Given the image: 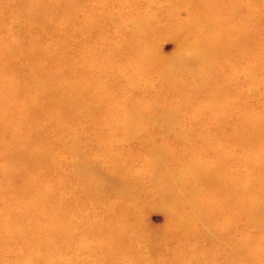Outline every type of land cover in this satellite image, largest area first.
<instances>
[{"label":"bare ground","instance_id":"6f19581e","mask_svg":"<svg viewBox=\"0 0 264 264\" xmlns=\"http://www.w3.org/2000/svg\"><path fill=\"white\" fill-rule=\"evenodd\" d=\"M98 1L100 20L91 15L81 16V8L71 9L73 3L81 5V0H0V13L9 14L5 20L0 19V26L4 29L8 27L17 39L0 38V223L5 225L1 231L4 237L0 236V247L6 245L7 235L16 238L29 253L32 247H39L42 243L48 247L49 239L55 244V237H60L57 234L70 237L68 231L72 232L73 229L70 225L72 222L68 221L67 203L56 201L48 193L39 190L40 185H47L51 181V172L59 166V162L53 161L59 150L60 131L72 129L68 121L71 119L81 123L87 119L91 121L92 129L100 128L107 121L97 116L98 112L103 111V105L107 106L106 111L111 116L117 114L115 106L109 104L119 101L114 99L116 95L113 93L118 89L126 93L129 88H137V70L146 71L151 67L152 72L159 74L161 80L171 72V88L180 90L185 94V100L197 104L190 118L195 124L191 125L190 121L186 127L181 122L184 114L180 107L181 99L169 102L157 100L155 104L149 105V109H156V113L161 107L163 113L158 121L156 115H150L149 119L155 125L158 123L164 131V123H171L177 140L181 142V147H174L177 152L168 147L173 152V162L167 161V148H153L157 159V181L168 182L176 166L180 167L182 174L191 173L192 177L200 178L201 181L209 180L213 173L215 176L211 183L214 184L215 192L210 200L211 205L205 210L194 189L182 193L184 203L195 207L191 218L197 222L209 218L213 226H217L224 223L225 212L237 211V199L243 202L245 213V201L256 198L259 205L250 210L248 217L264 225V172L257 173L255 178L246 174L245 182L239 185L235 177L224 175V167L210 173L211 164L209 160L204 161L209 152L206 142L209 138H198L197 134L201 125L208 128L214 119L222 121L224 129L232 121V129L242 133L237 136V145L259 144L264 148V116L251 112L250 107L239 111L235 118L229 111L210 115L207 104L201 101L198 94L195 95L196 89L206 90L214 105L229 103L231 94L224 85H232L233 79L241 75L251 82L253 90L256 89L254 81L259 80V73H264V65H251L250 70H242L244 60L241 58L244 57L242 55L248 56L253 64L257 59L264 61V13H260L264 10V0H164L160 6L170 5L172 11L159 7L154 10L153 17H156L158 25L170 27L177 37L179 51L171 61L155 48L157 39L152 36L153 28L147 20L149 15L141 17L133 29L140 37L132 29H127L132 32L133 38H138L137 42H132L121 29L129 16L125 17L129 10L124 9L123 12L121 8L116 15L109 8L111 4L119 2L132 7L139 1L142 6L150 7L155 3L154 0ZM247 4L250 5L249 10H244ZM184 10L185 16L182 15ZM171 14H175V18ZM227 22L231 24L227 25ZM134 24H137L136 20ZM112 26L119 29L111 33L109 30ZM253 30H257V33H253ZM95 35H104V38L101 40L99 36L95 39ZM45 37L48 38L46 45L41 44ZM104 50H108L112 57L104 54ZM219 66H227L224 78L210 80L209 71L217 70ZM183 69L188 71V77H179L178 73ZM88 74H91L90 77ZM133 74H136V79ZM192 83L202 86V89L189 87ZM114 85L119 88L115 89ZM131 102L132 99H129ZM132 107L130 109V104L125 107L124 127L128 139L134 138L136 129L140 128V116H148L140 105L139 108L136 105ZM70 135L71 146L78 152V157L83 158L84 155L83 160L77 162L79 169H76L83 179L86 177L81 169H87L86 163L89 158H96V154L90 151L91 143L85 140V136L82 144L75 132ZM96 136L98 149L102 154L106 153L109 144L106 143L107 136L103 131L96 133ZM211 138L218 143L216 147H221L217 138ZM64 144L67 145L66 142ZM104 156L107 157L106 154ZM108 157L114 164L119 163L116 152L109 153ZM184 160L192 161L187 164ZM122 161L127 167L125 161ZM222 163L225 164L224 158ZM91 172L102 174L94 168ZM37 176L41 177V181L36 180ZM107 176L111 184L116 183L115 175ZM252 179L260 182L261 189L253 185ZM205 191L202 194L208 197L209 193ZM120 202H123L121 206L127 204L125 200ZM129 207L125 206L126 211ZM130 214V219L123 217L126 221L123 226L127 228L111 225L106 231L109 235L105 242L108 254L116 252L123 238L133 228L139 236L145 237L149 232L140 221L138 212L130 209ZM180 220L176 219L178 226L175 230L190 235L188 231L191 229V221L180 223ZM88 228L92 227L86 226L84 230L88 231ZM215 233L211 231V235ZM89 246L85 245L91 251ZM248 248L245 246L236 251L245 254ZM174 256L181 258L184 263H190L181 247L176 249Z\"/></svg>","mask_w":264,"mask_h":264},{"label":"rangeland","instance_id":"374dc122","mask_svg":"<svg viewBox=\"0 0 264 264\" xmlns=\"http://www.w3.org/2000/svg\"><path fill=\"white\" fill-rule=\"evenodd\" d=\"M163 1L154 0L155 3L150 7L142 6L141 1L135 3L132 7L124 6L119 2L120 5L113 3L109 8L116 15L119 14L121 8H123V12H125L124 9L129 10L125 17L129 16L121 25V29L128 36L127 39L132 42H137L138 38H133L132 32L127 29L133 31L138 25L139 19L144 15H149L147 20L153 28L152 36L157 39L155 48L165 59L168 57L171 61L179 51L177 37L173 35L170 27L162 24L158 25L156 17H153L154 10L162 7L160 5L163 4ZM98 4V0H81V5L73 3L71 9L78 10L81 8V16L84 14L91 15L100 20ZM249 7L250 5L247 4L244 10H249ZM162 8L172 11L170 5ZM261 12L264 13V10H261ZM182 15H186L185 10L182 11ZM171 16L175 18V14L174 16L171 14ZM8 17V13H0L1 20ZM163 17H165V14ZM262 19L264 23V16ZM135 20L137 24H134ZM81 23L83 22L81 21ZM226 24L230 25L231 23L227 22ZM118 29V27L112 26L109 31L113 33L114 30ZM256 31L253 30V33H257ZM134 34L137 35L135 32ZM95 36V39L99 36H101V40L104 38V35ZM1 37L17 41L16 36L9 32L8 27L4 29L0 26ZM47 43V37L41 40V44L46 45ZM104 54L112 57L108 50H104ZM242 56H244L241 58V60H244L241 64L242 70H250L251 65H264V61L260 59L255 60L253 64L248 56ZM130 62L135 63V61ZM51 67L54 68V66ZM151 68H147L146 71L137 70L139 72L137 88H129L128 93H123L122 89H118L113 93L116 95L114 99H119V101H116L115 104L109 102V104L112 107L115 106L117 114L111 116L106 111L107 106L103 105L104 107L101 108L103 111L98 112L97 116L107 121L104 125H100V128L92 129L93 125L87 119L82 123L71 119V121H68L72 129L60 131L59 150L55 154V161H53L59 162V166L51 172V181L47 185H40L39 190L48 193L56 201L67 203L68 221L72 222L70 225L73 229L72 232L68 231L70 237L66 238L57 234L60 237H55V244L51 243L49 239V242L47 241L48 247L42 243L39 247H32L29 253L28 249L20 245L16 238L7 235L5 237L7 239L6 245L0 247L1 264H198L199 262L201 264H206V262L217 264H264V225L248 217L250 210L256 209L259 205L256 198H249L245 201V213L243 212V202L237 199L235 201L237 211L225 212L223 216L224 223L213 226V222L209 218L201 219L198 222L191 218L195 213V207L185 204L182 197V193L194 189L197 199H199L202 208L205 210L211 205L210 200L215 192L214 184L211 183L215 174L211 172L217 171L216 168L221 169L224 167L226 177H235L238 185L241 182L244 183L246 174L255 178L257 173L264 172V148L259 144L258 146L237 145L239 142L237 136L242 133L232 129L233 122L230 121L231 125L224 129L222 121L214 119L208 128H203L204 124L201 125V133L200 131L197 133L198 138L201 136L209 138L206 141L209 152L204 161L208 162L209 160L211 164L209 171L213 176H210L209 180L201 181L200 178L192 177L191 173L182 174L180 167L176 166L172 171L173 174L171 173V179L168 178V182H158L156 179L157 159L154 156L153 148L159 150L162 148L168 149L169 146L179 148L181 142L177 140L171 123L167 121L164 123V131L158 123L155 125L149 119L150 115H156L158 121V118L163 115L161 107L156 113V109H149V105L155 104L154 102L157 100L169 102L181 99V101L179 100L180 107L184 112L181 122L186 127L190 121L191 125L194 126L195 124V121L190 118L192 117L191 113L196 110L197 104L185 100V94L180 90L177 91L171 88L170 83L173 78L171 72L166 75L164 80H161L159 74L153 73ZM226 70L227 66L226 68L219 66L217 70H210L209 79L224 78ZM178 74L181 78L188 77L186 69L181 70ZM90 75L88 74L89 77ZM259 75H261L258 77L259 80L254 81L255 90H253L251 82L246 80L243 75L235 77L232 85L225 84L224 86L227 91L229 90L231 96L230 102L224 105H214L212 99L205 92L206 90L196 89L195 95L198 94L201 101L207 104L210 115L229 111L230 114L233 113L235 118L239 111L250 107L251 112L264 116V84H262L264 73H259ZM133 77L136 79V74H133ZM114 86L115 89L119 88L116 85ZM189 87L199 86L192 83ZM201 87L199 88L202 89ZM129 99H132L131 103H129ZM158 103L160 102L158 101ZM128 104H130V109L133 108V105L137 107L140 105V108L145 109L146 115H148L147 117L140 116V128L137 130L135 127L136 132L134 138L131 139L127 138L124 127L127 111L125 107ZM100 131L104 132L107 136L106 143H109L107 151L104 153L107 157L97 147L98 138L96 133ZM74 132L82 144H84L83 138L85 136V140L91 143L90 151L96 154V158H89L85 166L87 169H81L86 177L83 179L76 169L78 168L77 162L80 159L83 160L84 155L83 158H79L78 152L71 146L70 133L74 134ZM211 137L217 138L221 142V147H216L218 143L212 141L213 138ZM150 138L152 141H149ZM85 151H89V149ZM114 152L119 158H116L119 160L117 164L108 159L109 153ZM173 152H177L175 148ZM173 152L168 149V152H166L168 154L167 161L173 162L171 161ZM223 158L225 164L222 163ZM122 160L125 161L126 166L131 171L124 166ZM191 161L184 160L187 164ZM92 167L102 174L95 175L92 173ZM59 168H62V170L59 171ZM105 174L115 175L116 183L111 184L109 177ZM36 180L41 181V177L37 176ZM83 180L85 181L83 182ZM252 183L256 188L261 189V184L257 179H252ZM235 186H237L236 182ZM45 188H48V190ZM203 191L209 193V196H204ZM218 195L216 197H219ZM120 200H125L127 201L126 205H130L127 211L126 205L121 206L123 202H120ZM69 203L71 204L70 207ZM130 209L135 213L138 212L140 221L149 229V232L143 237L137 235L133 228L129 231V235L123 238L116 252L108 254L109 249L105 242H107L109 235L106 231L110 229L111 225H119L121 229L127 228L123 226L126 222L123 217L131 218ZM262 216L264 217V212ZM176 219H181L180 223L184 221L190 223L191 221V229L188 231L191 236L183 235L175 230L178 226ZM86 226L92 228H88V231H86L84 230ZM4 229L5 225L0 223V236L2 237L4 236L1 231ZM211 231H216L215 235H211ZM86 244L90 245L91 251L87 249L88 247H85ZM245 246L249 247L246 250L247 253L240 254L236 251L238 248ZM178 247L186 252L190 263H184L181 258L173 257ZM233 247H236V249L234 250Z\"/></svg>","mask_w":264,"mask_h":264}]
</instances>
